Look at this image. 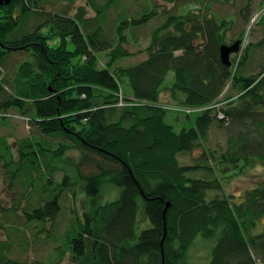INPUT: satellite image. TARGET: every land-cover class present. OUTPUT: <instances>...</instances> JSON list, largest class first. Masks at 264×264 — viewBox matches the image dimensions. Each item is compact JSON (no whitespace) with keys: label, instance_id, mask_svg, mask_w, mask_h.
Instances as JSON below:
<instances>
[{"label":"trees","instance_id":"16d2710c","mask_svg":"<svg viewBox=\"0 0 264 264\" xmlns=\"http://www.w3.org/2000/svg\"><path fill=\"white\" fill-rule=\"evenodd\" d=\"M86 1L74 15L59 0H12L0 9V125L13 109L30 126L15 144L0 137L10 195L0 197V264H62L69 254L72 264H193L188 252L198 237L216 239L209 264H264V232L255 234L264 180L240 202L224 185L235 172L264 168V61L251 69L264 47V15L263 39L252 43V25L233 37L235 21L213 13L214 3L237 0ZM128 1L144 4L131 13ZM254 1L241 12L246 19ZM154 22L146 58L120 64ZM236 42L228 67L220 49ZM18 53L28 60L6 80L1 70ZM164 91L173 104L161 103ZM182 107L192 126L176 132L166 116ZM216 125L228 131L221 150L206 146ZM197 149L195 164L180 163ZM71 152L80 155L75 164ZM107 182L120 197L96 205ZM78 192L90 199L83 219ZM68 198L75 217L54 259L14 258L16 247H29V230L38 242L53 239ZM141 214L149 227L138 235Z\"/></svg>","mask_w":264,"mask_h":264},{"label":"rangeland","instance_id":"374dc122","mask_svg":"<svg viewBox=\"0 0 264 264\" xmlns=\"http://www.w3.org/2000/svg\"><path fill=\"white\" fill-rule=\"evenodd\" d=\"M104 1V0H100ZM263 0H255L252 4V8L246 13L248 16V19L243 17L241 15V12L243 8H245V5L247 3V0H237L233 1L230 4L226 3H214L213 4V13L217 17L225 18L228 20H234V28L232 32L230 33L231 36L235 37L240 32L247 30L249 26L252 25V31L249 36V41L252 43H259L263 39V30L262 27L258 26V22L260 18L264 15V5L261 6ZM59 3L61 6H65L66 8L71 9V14L74 15L76 9L79 7L85 6L87 7V1L86 0H59ZM144 2H130L128 1L126 5L130 7V12L135 13L141 10L140 6L143 5ZM113 14L115 12L113 11ZM89 16H93L91 12H89ZM158 25V22L152 23L146 30L141 32L139 36L143 39V43L141 46L136 45L135 43H132L128 46L130 51H132L134 56L126 61L121 62L120 64L127 65V64H135L138 63L146 58V54L141 53V50L144 49L148 45V38L149 33ZM233 38L231 37V40ZM229 43L231 44V41L229 39ZM228 43V44H229ZM229 44V45H230ZM246 42L243 44V47H245ZM69 49H73V45H69ZM258 54L256 55L255 63H253V66L251 67L252 71L257 72L259 68L256 67V64L260 61H264V47L257 50ZM236 55L232 56V59L234 60V57ZM28 60V57L26 54L18 53L11 55V57L8 59L7 63H5V66L2 68V73L5 75V79H13V77L17 73V69L19 65ZM175 82V76L174 73H170L166 79L165 86L167 88H170ZM3 86H7V83H4ZM8 87V86H7ZM125 90L130 93V88L125 87ZM227 95H229L228 92H225V94L221 97V101L223 98H225ZM174 101H171V98L169 96V93L167 91H164L161 96V103L164 105H171ZM222 107V104H221ZM2 115L7 116V120L3 122L2 125H0V137L8 136L10 137V143L15 144L16 141L19 139L25 138L28 135H30V126H29V120L27 118L21 117L15 110L11 109L8 111V113H2ZM196 115H193V118H195ZM166 122L170 125H173L176 132H180L183 128H190L192 126V121L187 120L186 115L181 112H176L173 110H168L167 116H166ZM228 138V131L225 127H220L219 125L213 126L211 133H210V141H208V144L206 145L208 148H211L213 150H221L226 147V142ZM202 153V149H197L193 151L190 154L182 155L180 156V163L182 165H193L196 162V159L200 157ZM80 155L77 152H71L67 160L69 163H77ZM64 166V164H62ZM66 169L73 173L72 169L70 167H66ZM241 173V174H238ZM234 174H238L236 176H232L229 181H225V193L227 195H236L235 201L240 202L244 193L248 190H251L255 186L259 185L261 181L264 180V168L263 166H256L252 168L246 169L244 172H235ZM233 175V174H232ZM61 175H59L60 177ZM4 176H2V172L0 170V197L4 199L5 201H9L10 195L7 193L6 186L3 182ZM224 182V181H223ZM121 189L117 186H115L111 182H107L102 190L101 195L99 198H97L94 203L96 205H104L108 202H112L117 200L120 197ZM89 201L90 199L87 198L82 192H78V198L76 200V206H77V212L79 214L80 219L82 218V215L84 214L85 210L89 207ZM88 203V204H87ZM73 205V199L68 198L63 203V210L61 214L58 216L56 220V226L57 229L54 231H51V234L53 236V239L50 240V242H46L43 240H40L39 242L36 240L33 232L31 230L28 231V239L30 240L29 247H16L14 254L12 255L14 258L27 261V262H37V261H47L48 259H54V254L56 247L58 245H61L62 235L70 230L71 223L73 221V218L75 217L72 209ZM140 217V224L139 229L137 231V234L140 235L143 230L149 227V221L142 216ZM54 224V223H53ZM51 225L48 227L50 228ZM264 232V217L261 219L257 225V228L255 230V234H260ZM46 233L42 235V237H45ZM56 239V240H55ZM216 245V239L212 240H206L202 237H198L194 244L191 246L188 252V258L187 261L189 263L193 264H209L212 260L213 255V248ZM61 252V251H60ZM70 254L67 255V257L63 260L62 264H72L71 259L69 258Z\"/></svg>","mask_w":264,"mask_h":264},{"label":"water","instance_id":"95a60500","mask_svg":"<svg viewBox=\"0 0 264 264\" xmlns=\"http://www.w3.org/2000/svg\"><path fill=\"white\" fill-rule=\"evenodd\" d=\"M12 0H0V9L3 6L10 5ZM1 45V43H0ZM240 51V42H236L232 45H222L220 49L221 60L224 65L231 67L232 65V56L238 54ZM169 206V205H168Z\"/></svg>","mask_w":264,"mask_h":264},{"label":"bare ground","instance_id":"6f19581e","mask_svg":"<svg viewBox=\"0 0 264 264\" xmlns=\"http://www.w3.org/2000/svg\"><path fill=\"white\" fill-rule=\"evenodd\" d=\"M173 107H174V109H175V107H176V109H178L177 106H174V105H173ZM184 108H185V107L179 108V110H180L179 112H183V111L185 110Z\"/></svg>","mask_w":264,"mask_h":264},{"label":"built area","instance_id":"2783aa9c","mask_svg":"<svg viewBox=\"0 0 264 264\" xmlns=\"http://www.w3.org/2000/svg\"><path fill=\"white\" fill-rule=\"evenodd\" d=\"M223 116H220V118H222Z\"/></svg>","mask_w":264,"mask_h":264}]
</instances>
